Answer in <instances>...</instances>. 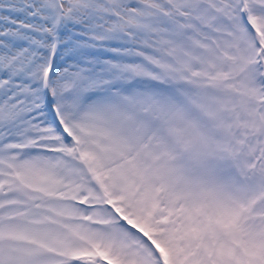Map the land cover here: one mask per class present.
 Instances as JSON below:
<instances>
[{
	"label": "snow or ice",
	"instance_id": "6c2138e0",
	"mask_svg": "<svg viewBox=\"0 0 264 264\" xmlns=\"http://www.w3.org/2000/svg\"><path fill=\"white\" fill-rule=\"evenodd\" d=\"M0 264H264V0H0Z\"/></svg>",
	"mask_w": 264,
	"mask_h": 264
}]
</instances>
